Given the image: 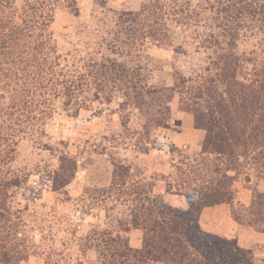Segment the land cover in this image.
Segmentation results:
<instances>
[{
	"label": "rangeland",
	"instance_id": "374dc122",
	"mask_svg": "<svg viewBox=\"0 0 264 264\" xmlns=\"http://www.w3.org/2000/svg\"><path fill=\"white\" fill-rule=\"evenodd\" d=\"M47 1L54 4L52 46L73 84L44 134L21 137L12 158L0 156V227L15 264H102L99 232L136 242L122 231L140 203L132 193L152 192L167 204L174 194L188 206L214 181L229 193L248 188L252 200L242 207L234 199L232 214L246 223L236 237L211 234L264 264L257 230L264 170L243 145L251 127L235 121L237 111L262 100L263 77L253 81L264 69V17L242 10L236 19V0ZM221 137L233 138L232 150L245 156L206 151V142Z\"/></svg>",
	"mask_w": 264,
	"mask_h": 264
},
{
	"label": "trees",
	"instance_id": "16d2710c",
	"mask_svg": "<svg viewBox=\"0 0 264 264\" xmlns=\"http://www.w3.org/2000/svg\"><path fill=\"white\" fill-rule=\"evenodd\" d=\"M17 1L0 0V156L4 154L9 159L16 152L21 137L33 132L44 134L45 120L53 112L56 101L69 98V88L73 84V76L61 68L60 56L52 46L49 27L54 18V4L46 0H27L19 7L16 6ZM236 1H239L236 3L239 8H232L236 19L243 17L242 10L252 18L257 14L264 17V0ZM73 11L78 13L76 5ZM232 59L235 66L241 62L237 56ZM259 73H255L258 79L253 81V85L263 77L258 85L262 95L260 106L257 108V96L253 95L256 106L253 105L250 112L237 111L235 121L251 127L248 134L242 132L247 135L243 145L250 147V158L264 170V69ZM64 105L68 106V101ZM208 134H214V131ZM221 138H217L218 143L206 142V151L227 155L229 160L245 156L232 150L235 146H232L233 138ZM238 141L242 145L241 140ZM75 171L69 176L65 174L62 181L54 185L55 190L67 187ZM208 184L210 187L203 189L207 193L201 199L199 196L188 199L187 210L172 207L152 192L132 193L140 203L131 209L130 219L122 231L142 230L144 244L141 248H134L127 237L115 236L108 231L99 232L100 244L104 248L100 253L102 264H256L252 262L249 251L239 248L236 241L234 244L222 241L201 228L199 218L203 209L223 203L233 205L236 196V191H225L220 182ZM259 196L263 197L264 192H259ZM4 213L5 209L0 207V219ZM262 214V209L256 211L257 216ZM234 218L240 226L246 225L241 216L237 218L234 215ZM261 227L257 230L264 233V218L261 219ZM5 228V225L0 227V264H15L14 245L6 241ZM12 242L15 243L14 239Z\"/></svg>",
	"mask_w": 264,
	"mask_h": 264
},
{
	"label": "crops",
	"instance_id": "0c3cea01",
	"mask_svg": "<svg viewBox=\"0 0 264 264\" xmlns=\"http://www.w3.org/2000/svg\"><path fill=\"white\" fill-rule=\"evenodd\" d=\"M251 193H252L251 190L248 188L238 187L235 196L236 198L235 203H237V205L242 207H248V205H251V200H252ZM170 197L172 200V204L168 202L170 205L181 209L188 208V206L185 204V201L180 196L170 194ZM233 205L219 204L203 209L199 218V224L201 228L206 232L219 234L223 237H227V238L236 237V234L237 232H239L241 227L232 214ZM128 235L134 236V238H136L135 244H133L134 243L133 240L129 238L130 245L132 247L140 248L142 246L143 233L141 230L132 229L131 231H129ZM261 237H264V234H262Z\"/></svg>",
	"mask_w": 264,
	"mask_h": 264
}]
</instances>
